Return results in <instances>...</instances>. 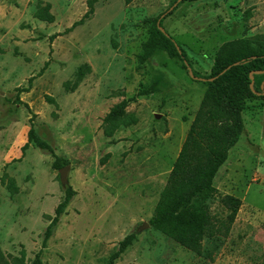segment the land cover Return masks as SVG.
<instances>
[{"label":"rangeland","instance_id":"374dc122","mask_svg":"<svg viewBox=\"0 0 264 264\" xmlns=\"http://www.w3.org/2000/svg\"><path fill=\"white\" fill-rule=\"evenodd\" d=\"M89 1L0 0L1 251L11 260L25 250L31 264L72 186L77 194L49 241L45 264H107L133 232L137 241L116 264H264V91L248 101L245 131L215 179V229L204 255L145 227L201 106L219 50L264 34V0H97L91 18L68 31L89 12ZM48 5L53 23L36 17ZM162 15L196 79L164 52L139 63ZM83 66L91 72L74 89ZM147 89L155 92L138 95ZM132 98L125 122L108 137L104 118ZM32 126L69 160L68 186L51 155L34 144L23 153ZM11 180L16 194L7 187ZM226 195L243 203L232 225L221 203Z\"/></svg>","mask_w":264,"mask_h":264},{"label":"trees","instance_id":"16d2710c","mask_svg":"<svg viewBox=\"0 0 264 264\" xmlns=\"http://www.w3.org/2000/svg\"><path fill=\"white\" fill-rule=\"evenodd\" d=\"M96 1H89V12L68 31H72L82 25L86 19L91 18ZM126 2L130 4L133 0ZM50 9L51 6L48 5L38 11L36 17L53 23L54 17L49 14ZM163 19L164 15L154 22L149 39L143 45V53L138 57L139 63L145 65L158 52H164L171 58L180 60L184 68L196 79L198 74L192 69L185 49L167 31H162ZM48 65L49 62L44 69ZM90 72L91 68L87 66L79 69L78 82L74 89H77L79 82ZM251 74H254V81ZM205 80L207 90L203 101L149 221L154 230L199 256L204 255V243L214 234L211 202L219 193L215 187V179L228 162L232 149L239 143L245 131L243 113L248 101L259 97L258 90L264 91L261 88L264 82V34L224 44L216 56L212 75ZM154 92L153 89L140 90L138 95L148 96ZM135 99H124L106 115L102 127L108 137H113L125 122L129 105ZM31 144L54 158L55 170L60 171L70 165L69 160L59 156L50 143L38 136L33 126L28 135V142L22 149L23 153ZM7 187L12 194L19 191L14 180H11ZM76 194L72 186L66 188L65 198L56 208L55 216L46 229L42 248L31 264H45L44 252ZM221 203L228 209L227 219L232 225L243 203L239 198L231 195L223 196ZM137 239L138 234L135 232L128 235L119 243L107 264H116ZM0 264L29 263L26 262L25 250L22 251L20 258L14 257L10 260L0 249Z\"/></svg>","mask_w":264,"mask_h":264},{"label":"water","instance_id":"95a60500","mask_svg":"<svg viewBox=\"0 0 264 264\" xmlns=\"http://www.w3.org/2000/svg\"><path fill=\"white\" fill-rule=\"evenodd\" d=\"M162 31L166 32L164 28H162ZM251 77H252V81H254V74H251ZM252 87H253V84H252ZM263 89H264V86H263ZM67 171H68V167H65L59 171L61 183L64 186H68V183H69L68 178H67ZM145 227H150V224H145Z\"/></svg>","mask_w":264,"mask_h":264}]
</instances>
